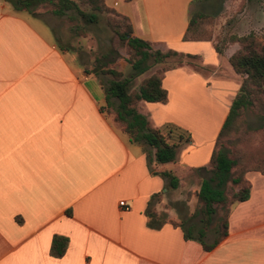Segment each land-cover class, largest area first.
Segmentation results:
<instances>
[{
  "label": "crops",
  "instance_id": "1",
  "mask_svg": "<svg viewBox=\"0 0 264 264\" xmlns=\"http://www.w3.org/2000/svg\"><path fill=\"white\" fill-rule=\"evenodd\" d=\"M104 1L128 18L132 34L197 55L167 57L166 101L138 99L136 109L154 126L172 123L189 134L175 159L154 169L173 173L177 185L180 171L207 176L197 167H206L239 86L227 60L237 45L217 52L212 38H182L200 0ZM94 65L60 45L38 13L0 0V264H264V172H242L248 196L230 204L226 233L213 246L204 249L198 234L184 237L192 227L172 224L155 208L177 185L150 172L144 144L130 141L113 119ZM150 207L156 227L147 223ZM211 227L204 242L214 237ZM54 235L66 237L59 255L51 252Z\"/></svg>",
  "mask_w": 264,
  "mask_h": 264
},
{
  "label": "trees",
  "instance_id": "2",
  "mask_svg": "<svg viewBox=\"0 0 264 264\" xmlns=\"http://www.w3.org/2000/svg\"><path fill=\"white\" fill-rule=\"evenodd\" d=\"M14 9H25L34 12L37 5H45L54 14H66L67 17H79L85 22H95L97 14L110 11L111 16L108 23L112 27L117 38L126 45L125 61L129 72L124 74L119 69L109 66L111 59L95 63L91 67L93 74L109 75L105 79L99 77V82L104 91V99L108 111L113 114V119L119 123L121 129L127 134L128 139L133 142L144 144L146 162L151 173L159 174L166 179L167 187L177 185V177L168 170H156L152 163H163L173 161L179 146L188 141L189 134L172 123H165L162 127L154 126L145 114L136 109V101H166V89L161 85V78L169 64L160 65L142 76L135 88H129L130 80L136 75L146 71L156 63H164L167 57H174L180 62L183 57L197 56L196 54L182 52L170 47L160 49L152 45L148 39L138 37L131 32L128 18L117 12L113 7L105 4L104 0H5ZM79 1L85 3L87 8L79 6ZM264 20V0L261 3ZM207 13L195 9L189 12L186 28L182 33L183 39H208L209 34L204 35L200 30V23ZM231 42H237V47L229 54L227 60L232 69L238 73L240 82L228 106L225 117L214 138L212 148L205 166L207 176H202L195 190V207L191 214L201 213L199 221L201 225L197 228V239L204 249H209L226 233L227 214L229 206L236 200L245 199L248 196L249 182L243 177L245 170H259L264 172L262 166L254 164L248 158V163L242 167L245 160L241 155H228L222 146V140L232 128L235 120L239 117L240 110L247 105L256 106L257 112L264 124V35L258 36L252 31L241 35H230ZM217 52L220 46L213 44ZM174 60V61H175ZM173 64V63H172ZM172 64L170 66H172ZM113 96L117 99L115 104L110 101ZM241 168L239 173L230 176L232 168ZM228 180L235 185L226 193ZM155 192L151 198L155 195ZM149 202L151 204L152 199ZM226 205V206H225ZM223 211V213H221ZM148 216V225L158 226L160 220L154 209L150 207L145 210ZM221 213V214H220ZM216 215L215 224L211 227L214 237L211 242H204L202 236L209 222ZM172 224H177L169 220ZM184 237L189 236V230L184 231ZM66 242V237L54 235L51 241V252L55 255L61 254Z\"/></svg>",
  "mask_w": 264,
  "mask_h": 264
},
{
  "label": "rangeland",
  "instance_id": "3",
  "mask_svg": "<svg viewBox=\"0 0 264 264\" xmlns=\"http://www.w3.org/2000/svg\"><path fill=\"white\" fill-rule=\"evenodd\" d=\"M106 1L109 3L111 0ZM7 3L11 6L9 2ZM261 3L262 0H200L191 8L207 13L200 23V30L204 35L209 34L214 44L224 47L228 43L237 45V42L229 40L230 35H241L249 31L259 37L264 35ZM79 6L87 8V5L81 1H79ZM34 13H38L54 28L56 41L60 45L68 47L70 50H78L79 57L86 62L87 67L91 61L100 63L107 59L112 61L109 66L112 65L116 69L120 67L121 63L128 67L124 59L126 45L117 38L108 23V18L112 15L110 11L98 13L95 22H85L79 17L68 18L66 15L54 14L42 4L35 6ZM159 48L164 49L165 47ZM165 63H156L139 75H146ZM119 70L124 74L129 72L128 68ZM96 76L98 79L99 77L105 79L109 75L103 76L98 73ZM137 77L139 76L134 77L130 85L135 84ZM222 146L228 155L237 154L245 159L242 167L248 163V158L252 159L255 165L262 166L261 163L264 162V124L256 106L247 105L240 110L239 117L222 140ZM241 168H232L230 176L239 173ZM200 173L202 172L194 169L180 171L178 185L166 190L155 203V208L161 216H166L184 227L190 225L192 228H188V230L194 235L198 234L195 227L201 225V222L198 221L201 213L191 214L195 207V190L200 182ZM227 183L229 187L226 193L230 188H235V185L229 180ZM215 218L216 215L213 214L207 228L215 224ZM206 232H209L207 233L209 235H206L207 238L212 237L209 230Z\"/></svg>",
  "mask_w": 264,
  "mask_h": 264
},
{
  "label": "built area",
  "instance_id": "4",
  "mask_svg": "<svg viewBox=\"0 0 264 264\" xmlns=\"http://www.w3.org/2000/svg\"><path fill=\"white\" fill-rule=\"evenodd\" d=\"M118 205L122 206L123 209H127L128 206L124 203L123 199L118 200Z\"/></svg>",
  "mask_w": 264,
  "mask_h": 264
}]
</instances>
